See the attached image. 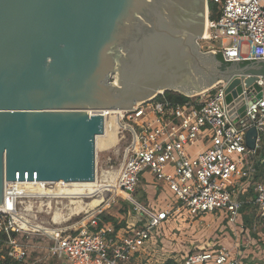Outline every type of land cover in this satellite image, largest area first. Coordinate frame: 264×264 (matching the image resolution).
<instances>
[{"label": "built area", "instance_id": "obj_1", "mask_svg": "<svg viewBox=\"0 0 264 264\" xmlns=\"http://www.w3.org/2000/svg\"><path fill=\"white\" fill-rule=\"evenodd\" d=\"M203 36L197 40L203 53H215L227 65L245 66L264 61V0H207ZM255 77L261 88L255 99L253 85L244 80ZM228 82L220 81L198 95L175 100L160 93L137 104L134 110L92 111L104 118L103 137L114 132L113 145L121 160L95 181H104L106 195L99 208L88 206L66 216L68 209L91 194L67 193L64 182L5 183L0 205V262L8 258L15 264H41L29 261V238L46 242V248L61 264H151L150 249L174 218H221L226 227L243 224L242 208L256 209L253 228L264 222V74L246 73L241 80L246 115L231 120L224 102ZM254 102L247 105V95ZM237 103L234 104L236 108ZM91 114V111L89 112ZM254 128L255 147L246 146V133ZM108 129V130H107ZM107 130V131H106ZM198 144L194 154L188 150ZM144 172L164 182L177 203L164 210H146L132 198ZM116 174L114 181L105 175ZM139 208L144 217L115 230L104 222L103 213L118 205L117 198ZM237 246V245H236ZM234 252L223 246L187 250L175 264H246L239 247ZM157 247V246H156ZM35 251V250H34Z\"/></svg>", "mask_w": 264, "mask_h": 264}, {"label": "water", "instance_id": "obj_2", "mask_svg": "<svg viewBox=\"0 0 264 264\" xmlns=\"http://www.w3.org/2000/svg\"><path fill=\"white\" fill-rule=\"evenodd\" d=\"M207 5L0 0V205L5 183L95 181L104 118L90 111L134 110L160 93L189 97L225 81L227 115L244 117L241 80L256 69H223L215 53L200 51ZM256 136L247 131L248 149Z\"/></svg>", "mask_w": 264, "mask_h": 264}, {"label": "rangeland", "instance_id": "obj_3", "mask_svg": "<svg viewBox=\"0 0 264 264\" xmlns=\"http://www.w3.org/2000/svg\"><path fill=\"white\" fill-rule=\"evenodd\" d=\"M254 72L264 74V65ZM114 143L115 138L106 141L96 140L95 165L98 178L110 166L108 163L109 158L114 168L121 160V153H113L114 150L119 148L118 145H113ZM199 148L200 146L196 144L188 150V154H194ZM132 198L137 205L149 211H152V209L164 210L166 206H173L177 203V198L169 190L168 185L155 180L148 172L142 174L141 182L138 184ZM94 200L88 204V207L97 206L99 208L102 196L98 199L95 197ZM117 203L118 205L107 211L114 216L116 225H125L126 221L134 222L139 215L144 217L137 206L119 197ZM246 212L249 213V211ZM164 227V230L161 229V233L156 238V245L150 249L152 256L148 260L151 264H166L167 261H172L175 264L174 259L181 258L187 250L207 248V246L213 245L223 246L232 252H234L237 245L236 247H239L244 253L243 262L246 264H264V222L256 228H253L252 223L247 226L244 225L247 229L246 233L244 229L241 232L239 227H226V223L221 218L211 216H205L201 219L176 217L165 223ZM27 242L31 246L29 261L39 258L41 264H61L49 254L46 248L47 241L29 238Z\"/></svg>", "mask_w": 264, "mask_h": 264}, {"label": "bare ground", "instance_id": "obj_4", "mask_svg": "<svg viewBox=\"0 0 264 264\" xmlns=\"http://www.w3.org/2000/svg\"><path fill=\"white\" fill-rule=\"evenodd\" d=\"M103 111H105V110H103ZM91 114H92V111H91ZM111 138L116 139L114 132H110V133L106 132L105 137L97 136L96 140L102 139L103 141H106L107 139H111ZM115 175L116 174L109 173L108 176L105 175L104 180H106L107 182H111V181L113 182L115 177H116ZM100 182L101 183H99V180L97 179V181H94L92 183H71V184L65 185L66 186L65 190H67V193L77 194V195L91 194L94 197L92 199V201L95 199V197H97V199H98V197L102 196V201H103V199L105 198V195H106L105 194L106 193L105 187L109 186V185L103 184L104 181H100ZM71 204H75V206L74 207L71 206L68 208L70 210H68V213L66 215L67 217L72 215L73 213H79V212L83 211L85 209V207L88 206L89 203L86 204L85 201H81V202L79 201V202H71Z\"/></svg>", "mask_w": 264, "mask_h": 264}, {"label": "trees", "instance_id": "obj_5", "mask_svg": "<svg viewBox=\"0 0 264 264\" xmlns=\"http://www.w3.org/2000/svg\"><path fill=\"white\" fill-rule=\"evenodd\" d=\"M208 6H209V9L211 11H213L215 8L214 5L210 1L208 3ZM216 59L222 63L223 69L228 66L227 64L222 62V59L220 56H216ZM164 94H165V96H167L171 99H175V100H185L186 99L183 96L176 94V93L165 92ZM258 169H259L260 173H262L264 171V162L259 163ZM246 211H249V213H247ZM241 212H242V218H243L244 225L247 226V225H250L251 223L253 224V222L255 221V216H256V209L254 208V206H252L250 204L245 205L242 208ZM101 219L104 222L110 221V222L114 223L115 224V230H118L120 227L124 226V224L121 226L116 225V221L114 220V218L111 217L110 215H107V213L105 215L103 214L101 216ZM0 264H15V263L10 261L8 258H5L2 262H0ZM166 264H174V263L172 261H167Z\"/></svg>", "mask_w": 264, "mask_h": 264}, {"label": "flooded vegetation", "instance_id": "obj_6", "mask_svg": "<svg viewBox=\"0 0 264 264\" xmlns=\"http://www.w3.org/2000/svg\"><path fill=\"white\" fill-rule=\"evenodd\" d=\"M262 65L264 64H257V63H251V64H248V65H245L247 68H254V69H259ZM244 66V67H245ZM241 67V66H240ZM239 66H236V68H240Z\"/></svg>", "mask_w": 264, "mask_h": 264}, {"label": "crops", "instance_id": "obj_7", "mask_svg": "<svg viewBox=\"0 0 264 264\" xmlns=\"http://www.w3.org/2000/svg\"><path fill=\"white\" fill-rule=\"evenodd\" d=\"M111 217H112V216H111ZM114 219H115V218H114ZM128 222H130V221H128ZM118 223H119V222H118ZM118 223H117V224H118ZM113 225H115V224H113Z\"/></svg>", "mask_w": 264, "mask_h": 264}]
</instances>
